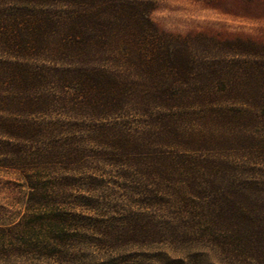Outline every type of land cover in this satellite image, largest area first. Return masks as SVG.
<instances>
[{"label":"trees","instance_id":"16d2710c","mask_svg":"<svg viewBox=\"0 0 264 264\" xmlns=\"http://www.w3.org/2000/svg\"><path fill=\"white\" fill-rule=\"evenodd\" d=\"M157 1L0 0V264H189L125 253L179 236L156 207L264 264V43L166 32ZM238 142L256 156L222 192L204 151Z\"/></svg>","mask_w":264,"mask_h":264},{"label":"rangeland","instance_id":"374dc122","mask_svg":"<svg viewBox=\"0 0 264 264\" xmlns=\"http://www.w3.org/2000/svg\"><path fill=\"white\" fill-rule=\"evenodd\" d=\"M150 19L159 29L174 34L203 32L222 37H247L264 43V0H158L150 12ZM211 127L213 125L207 126V129ZM214 129L218 130L217 127ZM230 129L226 128V133L230 134ZM234 129L236 132L233 130L234 133H231L238 135L237 141L238 137L245 139V133L240 132L241 129ZM249 147L245 142H238L204 151L208 160L231 161L228 164L229 169L222 176H218L222 192L230 193L239 189L238 185L246 179L244 176H238L233 167H246L250 160L254 161L256 153ZM220 155L223 158H219ZM7 180L12 181L13 177L0 174V206H5L6 209L0 210V224L12 222L18 215L17 211H20V207L14 202L17 195L15 189L11 184L3 183ZM209 195L210 193L206 196ZM113 197L115 198V195ZM154 214L156 219L173 218L175 222L171 226L179 236L172 238L171 230L165 228L164 224V229H161L163 233H159L156 239H145L148 242L154 241L153 243L142 246L127 245L124 248L125 253L156 252V259L167 256L183 258L189 264H244V261L253 264L251 260L246 259L251 254L238 246L240 241L247 239H214L206 234L201 236L200 230L206 229L205 224L196 228L190 219L184 218L188 214L179 208L156 207ZM193 214L198 213L195 211ZM158 224L160 223H156Z\"/></svg>","mask_w":264,"mask_h":264}]
</instances>
